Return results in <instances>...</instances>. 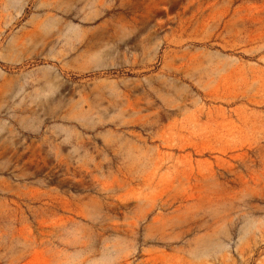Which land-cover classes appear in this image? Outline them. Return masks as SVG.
I'll return each mask as SVG.
<instances>
[{
    "label": "rangeland",
    "instance_id": "rangeland-1",
    "mask_svg": "<svg viewBox=\"0 0 264 264\" xmlns=\"http://www.w3.org/2000/svg\"><path fill=\"white\" fill-rule=\"evenodd\" d=\"M0 264H264V0H0Z\"/></svg>",
    "mask_w": 264,
    "mask_h": 264
}]
</instances>
